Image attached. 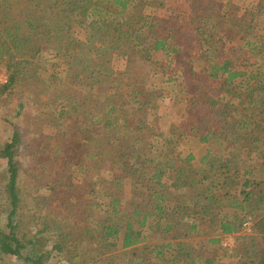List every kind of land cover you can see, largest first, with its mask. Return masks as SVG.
<instances>
[{
  "label": "trees",
  "instance_id": "16d2710c",
  "mask_svg": "<svg viewBox=\"0 0 264 264\" xmlns=\"http://www.w3.org/2000/svg\"><path fill=\"white\" fill-rule=\"evenodd\" d=\"M166 1L0 0V264H264V0H189L184 22ZM157 75L185 96L167 134Z\"/></svg>",
  "mask_w": 264,
  "mask_h": 264
},
{
  "label": "rangeland",
  "instance_id": "374dc122",
  "mask_svg": "<svg viewBox=\"0 0 264 264\" xmlns=\"http://www.w3.org/2000/svg\"><path fill=\"white\" fill-rule=\"evenodd\" d=\"M219 1L225 2V1H229V0H219ZM236 1L239 4H241L244 8L246 6L245 4H248L249 2H253L255 0H252V1H250V0L246 1L245 0L243 2H242V0H236ZM188 6H189V0H167L166 1V10L164 9L161 11H157V14L161 17H165L170 13H179L181 15V21L184 22L182 19L185 18L186 14L188 13ZM4 18H5L4 12L0 11V22ZM256 29H257L258 34H260L261 36H264V21H262V20L258 21L257 20ZM83 35H84V33L78 34V38L82 39ZM258 51H261L264 54V40L262 43L259 44ZM262 59H263V57H262ZM261 64H263V60H261V63L259 64V66ZM112 66H113V69H114V72L116 73V75L121 76V72L123 71V68H124L122 60L115 58V60L112 63ZM244 70L248 71V74H249L248 77L252 74L251 69H249L248 67L247 68L245 67ZM201 71H202V74L205 75L206 70H205L204 66H202ZM4 75H5V73L1 71L0 72V84L4 83V81H5L6 75L5 76ZM254 75L255 74H253V76ZM209 85L213 88H216L218 83L209 82ZM147 89H149V90L161 89L167 94V98L162 103L163 107H161V109H160L161 112H160V119H159V126H158L162 131L165 132V134H167L168 129L174 130V128H176V126H178V124L182 118V115L184 112V106H185L184 93H183V91H180L175 84H169L168 82H166V80L164 78H162L159 75L153 77L148 82ZM95 92L97 95L101 96L107 92V89L104 87H100V88H97L95 90ZM222 96H223V98L226 97V99H227V95L223 94ZM237 102H239V101H237V100L234 101V103H237ZM8 137H9V130L7 129V126H5V124H3L0 121V141L4 142L8 139ZM176 145L180 146V152L182 154L191 153V154H194L197 156V155H200L204 150L202 145L199 142H197L193 139H190V138L178 139V141L176 142ZM220 145L221 144L216 143L215 145L210 147V149L213 152V160H216V159L219 160L220 156H222L223 154L228 155V152H226V150H224L223 147H221ZM22 166L26 172V178H25L26 181H29V180L31 181L32 177L30 175H27V174L29 172H32L33 168H35L34 172H36V178L39 180V178H38L39 174L42 175V174H44V172L37 170V168L44 170V169L50 167V161L47 159H45V160L40 159L35 163H29V162L22 161ZM31 184H32V186H35L34 183H31ZM40 194H43V195H40ZM37 202H38V205L41 206L43 209L53 208L55 211L60 212L58 210V207H57L58 203L56 201H52L49 198L48 194L45 193V195H44L43 191L39 192V200ZM190 244L198 247L200 245V241L198 239L197 240L192 239L190 241Z\"/></svg>",
  "mask_w": 264,
  "mask_h": 264
},
{
  "label": "built area",
  "instance_id": "2783aa9c",
  "mask_svg": "<svg viewBox=\"0 0 264 264\" xmlns=\"http://www.w3.org/2000/svg\"><path fill=\"white\" fill-rule=\"evenodd\" d=\"M6 81H7V78L5 76V81H4V83H1V84H5ZM243 232L247 233V234L250 233V224L244 225ZM236 237H237V235L236 236L235 235H224V236H222L219 240L220 247L225 249V250H233V248L235 247V244H236Z\"/></svg>",
  "mask_w": 264,
  "mask_h": 264
},
{
  "label": "crops",
  "instance_id": "0c3cea01",
  "mask_svg": "<svg viewBox=\"0 0 264 264\" xmlns=\"http://www.w3.org/2000/svg\"><path fill=\"white\" fill-rule=\"evenodd\" d=\"M243 1H245V0H242V2ZM246 1H249V0H246ZM250 1H252V0H250ZM260 1L261 0H255V1H253V2H249L248 4H245L246 6L243 8V6L241 5V4H239L236 0H229V1H225V2H230V3H232V4H234V5H236V6H238V7H241V8H243V9H247V8H251V7H257L258 6V4L260 3ZM241 5V6H240ZM260 20H262V21H264V17H260V18H258V21H260ZM204 68H205V70L207 69V66H204Z\"/></svg>",
  "mask_w": 264,
  "mask_h": 264
}]
</instances>
